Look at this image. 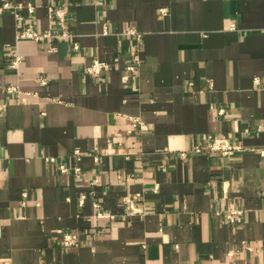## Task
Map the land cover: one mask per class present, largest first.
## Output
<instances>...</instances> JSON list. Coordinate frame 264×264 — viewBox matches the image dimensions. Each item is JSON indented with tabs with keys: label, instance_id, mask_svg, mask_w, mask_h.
Here are the masks:
<instances>
[{
	"label": "crops",
	"instance_id": "crops-1",
	"mask_svg": "<svg viewBox=\"0 0 264 264\" xmlns=\"http://www.w3.org/2000/svg\"><path fill=\"white\" fill-rule=\"evenodd\" d=\"M262 149L264 0H0V264H264Z\"/></svg>",
	"mask_w": 264,
	"mask_h": 264
},
{
	"label": "built area",
	"instance_id": "built-area-1",
	"mask_svg": "<svg viewBox=\"0 0 264 264\" xmlns=\"http://www.w3.org/2000/svg\"><path fill=\"white\" fill-rule=\"evenodd\" d=\"M5 8H10L14 10V15L16 18V27L18 30V37L19 38H28L32 39L38 42H43L46 39L50 40H59V39H65L70 40L73 37V33L70 31L68 19H67V13L63 9H50L49 17L52 18L56 22V25L58 26V30L56 32H53L51 30L45 31V32H39L35 29V27L27 22L24 19V16L21 13H18V10L23 8L22 4H17L15 6H11L8 3L4 4ZM27 10L29 12H33L34 7L31 4H28L26 6ZM164 12V10H162ZM232 27H234V24H231ZM128 33H136L134 30H129ZM79 44L77 42L73 43V49L78 50ZM21 60L20 55H18L16 52H13L11 56L8 57L7 63L8 66L11 68H16ZM139 63L138 56H134L133 62L129 64L126 68L127 74L124 76V80L129 79V73H134L137 70V65ZM105 68V64L99 60H94L90 66L86 68L87 72L89 74L98 75L101 73V71ZM258 81V79H256ZM8 91L13 92L17 90L16 86H9L7 88ZM140 125V129L144 130L147 129L146 125L143 124V122L138 121ZM244 148L242 145H240L235 140L223 137V136H217L214 134H209L207 136V142L204 145L197 144L192 146V148L189 150L190 153H200V152H206V153H217L221 156H231L235 154L236 152L243 151ZM262 154L264 156V149H262ZM187 152L181 153V156H186ZM51 161H54L53 158H50ZM60 172L66 173L68 171V167L64 164H59ZM76 172L79 171V168L75 169ZM129 206L128 209H130L131 213L137 212V208L134 207L132 202L128 200ZM104 213L101 212L98 208V205H96V216H103ZM110 215V214H108ZM113 218V216H112ZM226 218L231 223H237L240 222V212L239 211H230L226 214ZM61 243L63 248L65 249H73L80 245V234L79 232H63Z\"/></svg>",
	"mask_w": 264,
	"mask_h": 264
}]
</instances>
